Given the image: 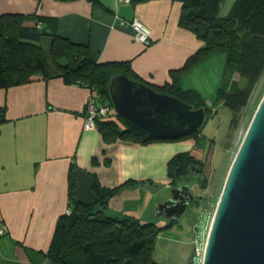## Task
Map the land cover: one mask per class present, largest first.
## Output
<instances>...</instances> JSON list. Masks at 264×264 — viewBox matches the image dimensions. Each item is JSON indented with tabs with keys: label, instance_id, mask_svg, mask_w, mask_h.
I'll return each instance as SVG.
<instances>
[{
	"label": "crops",
	"instance_id": "crops-1",
	"mask_svg": "<svg viewBox=\"0 0 264 264\" xmlns=\"http://www.w3.org/2000/svg\"><path fill=\"white\" fill-rule=\"evenodd\" d=\"M182 2L0 0V16L20 15L26 26L39 23L50 77L37 74L26 84L0 89V229L5 231L0 264H51L45 255L58 220L73 201L71 171H85L100 189H116L105 216L135 219L143 211L150 218L161 199L153 193L157 183L148 186L145 181L153 169L164 173L176 146L165 141L105 144L97 130L84 131L85 102L90 97L98 105L101 101L87 88L57 78L47 51L56 36L85 46L94 64L124 63L139 82L165 87L174 81L179 90L192 91L189 83L198 65H184L203 45L180 26ZM132 21L149 31L148 47L133 39ZM204 212L205 235L207 207ZM179 221L163 226L169 228L155 241L156 263L191 264L193 240Z\"/></svg>",
	"mask_w": 264,
	"mask_h": 264
},
{
	"label": "trees",
	"instance_id": "trees-1",
	"mask_svg": "<svg viewBox=\"0 0 264 264\" xmlns=\"http://www.w3.org/2000/svg\"><path fill=\"white\" fill-rule=\"evenodd\" d=\"M221 2L183 0L180 26L192 32L203 45L187 60L184 69L198 64L211 53H224L223 85L217 91L216 101L230 112L228 129L231 130L236 127L239 114L247 106L253 87L264 71V0H239L226 18L219 17ZM41 39L39 23L26 26L20 15L0 16V89L26 84L37 74L43 79L50 78L47 70L49 62L39 44ZM47 53L56 69L57 78L66 85L87 88L102 105L111 109L106 88L112 77L122 75L139 82L125 68L126 64H94L85 46L72 44L56 36H52ZM235 75L246 82L243 89L238 88L233 81ZM149 87L193 109H204L205 118L208 115L203 102L198 101L193 106L187 98L194 94L179 90L174 81L165 87ZM110 117H116L120 124ZM95 128L105 144L115 141L142 145L159 142L137 131L113 112L106 118L96 120ZM167 173L172 179L169 184L172 188L175 187V179L196 177L200 187L206 189V165L196 161L189 153L171 158L167 163ZM69 176V195L73 201L67 210L69 214L58 220L45 255L51 264H158L152 258L155 241L169 227L159 228L153 223L140 224L129 218L105 216L103 210L106 202L116 189H100L91 176L96 203H76L72 199L75 188L72 171ZM195 203L198 205V202Z\"/></svg>",
	"mask_w": 264,
	"mask_h": 264
},
{
	"label": "water",
	"instance_id": "water-1",
	"mask_svg": "<svg viewBox=\"0 0 264 264\" xmlns=\"http://www.w3.org/2000/svg\"><path fill=\"white\" fill-rule=\"evenodd\" d=\"M106 92L116 116L156 141L177 140L204 124V109L122 75L110 79ZM72 174L76 203L94 205L90 175ZM194 202L186 186L173 188L168 199L154 206V218L176 222ZM200 264H264V94L226 173Z\"/></svg>",
	"mask_w": 264,
	"mask_h": 264
},
{
	"label": "rangeland",
	"instance_id": "rangeland-1",
	"mask_svg": "<svg viewBox=\"0 0 264 264\" xmlns=\"http://www.w3.org/2000/svg\"><path fill=\"white\" fill-rule=\"evenodd\" d=\"M239 0H222L219 7V17L226 18ZM225 56L223 52L211 53L200 60L197 72H193V80L191 88L194 96H191V103L197 104L202 101L205 109L208 110V115L205 118L204 124L200 131L195 135L183 137L176 141H165L171 145L176 146L177 154L189 153L196 161L206 165V189L200 187V183L196 177H186L182 179H175V187L186 186L189 193L195 198L194 202L186 212V215L180 219L179 224L183 227V231L190 233L189 239L194 240L204 236L205 215L204 207L208 209V221L206 227L209 226L211 215L214 211L217 199L219 197L222 185L232 162V159L237 151L241 139L246 131V128L252 118V115L258 106L264 94V71L256 82L247 106L241 111L238 117L236 127L229 130L231 121V114L228 110L223 108L221 103L216 101L217 91L223 85ZM188 76L185 82L188 83ZM238 88L243 89L246 82L239 77L235 78ZM187 90V89H186ZM191 90V89H190ZM113 112V111H112ZM115 123L120 124L116 117H110ZM198 140H200L198 142ZM146 185L153 186L154 196L159 198L160 202L170 197V192L173 189L169 186L172 179L169 178L167 169L164 173H156L153 169L147 179ZM150 187H147V189ZM204 201L203 205L201 202ZM144 202V201H143ZM142 202V205H143ZM154 208V207H153ZM154 210V209H153ZM94 211V210H93ZM68 212V211H67ZM66 212V213H67ZM65 213V214H66ZM155 214L152 211L150 218L143 211L137 213L133 218L140 222V224L153 223L159 228L166 226L167 222L163 218H154ZM148 219V220H146ZM167 222V223H166ZM175 223V222H174ZM174 230H178L175 227ZM197 230V231H196ZM191 264H199V261L192 259Z\"/></svg>",
	"mask_w": 264,
	"mask_h": 264
},
{
	"label": "built area",
	"instance_id": "built-area-1",
	"mask_svg": "<svg viewBox=\"0 0 264 264\" xmlns=\"http://www.w3.org/2000/svg\"><path fill=\"white\" fill-rule=\"evenodd\" d=\"M129 28L131 29L133 39L137 43L143 45L144 47H148L150 45V33L145 27H143L140 23L136 21H132L129 24ZM112 111L113 109L109 108L106 105H98L93 100V98L90 97L85 102L84 109H83V114H84L83 115V126H82L83 130L84 131L96 130L95 121L106 118ZM201 205H203V203L200 204L199 206ZM204 211H205V207H204ZM66 214L68 215L69 212H67ZM208 228L209 226L207 227V231H208ZM4 234H5V231L3 229H0V237L3 236ZM206 235H207V232L204 236H202L201 238L199 237L196 238L193 242L194 248L192 252V259L199 261V264L203 256Z\"/></svg>",
	"mask_w": 264,
	"mask_h": 264
}]
</instances>
